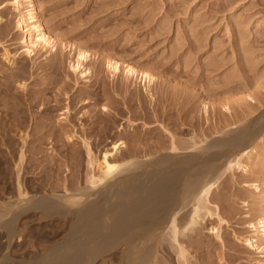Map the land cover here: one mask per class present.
Listing matches in <instances>:
<instances>
[{
	"label": "rangeland",
	"instance_id": "obj_1",
	"mask_svg": "<svg viewBox=\"0 0 264 264\" xmlns=\"http://www.w3.org/2000/svg\"><path fill=\"white\" fill-rule=\"evenodd\" d=\"M14 1L0 0V156L8 172V178L0 173L1 200L19 187L32 196L64 192L70 178L72 184L80 181L88 167L84 140L96 149L94 158L103 152L97 159L119 139L128 145L117 158L139 152L140 159H150L172 151L171 142L204 145L241 127L247 130L241 142L264 137V0H34L42 26L56 42L54 50L31 55L24 51L25 32L15 24L20 10ZM78 48L88 53L86 78L71 68ZM109 57L155 79L127 76L123 67L112 72ZM105 122L110 133L102 142L98 135ZM258 142L248 170L228 169L213 189L207 202L212 214L195 232L180 236L186 256H178V245L171 255L159 248V259L150 264H264V138ZM36 215L29 223L40 241L45 233L46 244L61 240L65 217L51 214L54 222L43 212ZM250 237L258 248L246 242ZM13 247L17 256L26 255V244Z\"/></svg>",
	"mask_w": 264,
	"mask_h": 264
},
{
	"label": "bare ground",
	"instance_id": "obj_2",
	"mask_svg": "<svg viewBox=\"0 0 264 264\" xmlns=\"http://www.w3.org/2000/svg\"><path fill=\"white\" fill-rule=\"evenodd\" d=\"M27 1L31 3L29 9H26V6L23 5L28 3ZM35 3L36 1L34 0L14 1L15 6L20 10V15L15 24L25 32L22 38L24 51L30 55L42 48L50 51L55 47L56 42L55 38L42 26L36 12ZM22 8L25 9L22 10ZM87 57L88 53L78 48L76 60L71 63V68L75 72L78 71L84 78L90 74V68L86 66L85 62ZM108 66L115 73L123 67V71L127 76L136 77L140 73L147 81L151 82L152 79H155L152 73L146 70L139 71L130 64H121L115 58H108ZM107 106L103 105L102 109L108 113L110 108ZM105 123L107 125L104 128L102 127V134L98 135L102 142L106 140L110 133V124L108 122ZM254 125L256 126L255 123ZM245 128H237L238 130H233V134L230 133L231 135H227V137H224L226 136L225 134L223 137L213 138L204 145H201V140L199 141L200 145L196 141H190L192 144H188L186 141L183 143L182 140H178L182 143L178 141L171 142L172 146L168 147L172 151L152 156L150 159H140L141 155L140 158L138 157L139 152L138 156L133 153L136 150L132 152L135 156L128 154L129 156H121L122 160L117 158V154L119 155L121 152V155L124 151L123 147H127L126 144L128 143L120 139L113 144L111 143L113 145L112 150L107 151V149L105 151L104 149L105 153L102 159H97L103 152L97 158H94L95 156L93 157V155L96 149L93 150L90 141L82 140L88 155V159L86 158V162L88 161L87 166L90 169L88 170L85 165L88 170V172H85L87 170L83 168L85 170L83 171L85 173L83 177L86 178L83 181L81 176L80 181L82 180L85 183L84 185L76 179H74L75 181L72 184L73 179L68 181L71 178L69 177L70 179H68L67 176H64L68 179V183H65V186L63 182H60L65 187V190L63 189L64 192L61 190H57L58 192L56 190L53 191L52 187L53 190L51 192L43 189L44 191L40 195L35 193L32 196H27L28 190L24 193L25 191L23 192L19 187L17 194L10 193L12 195L6 196L8 198L0 199V264H92L99 259L109 261L111 264H150L152 260L159 259V248L167 250L168 254L171 255L170 251L175 250L174 248L177 245L180 246V250H176L179 251L178 256L184 257L185 250L179 242L180 236L192 234L198 229L197 226H199L205 215L211 212L207 202L210 201L213 189L223 179L228 169L243 168L245 170L248 168L247 165L252 152L260 144L258 141L261 142L264 138L257 139V137H254L249 141L245 139V142H241L240 140H243L241 139L242 135H247ZM241 131L245 133L243 134ZM71 137L67 138L72 142L73 138L71 139ZM67 138L65 137L64 139ZM63 141L64 146H68L70 143ZM99 146H101L100 143ZM160 148L161 145L158 149ZM126 150L130 149L126 148ZM24 157L25 155L22 151L20 155L21 163ZM244 157L247 158L245 161ZM79 158L76 159L78 160ZM2 162L3 159L1 160L0 156V173L2 172V175L8 178L6 169L1 168ZM21 163L17 164L19 168L22 165ZM68 167L70 168V166ZM72 168L71 164V171ZM83 169L81 167V170ZM17 170L20 169L17 168ZM75 172L73 171L72 173L74 174ZM80 175L82 174L77 173V176L75 174L79 178ZM4 177L2 178L4 179ZM69 182L72 184H70L71 186ZM10 183H7L8 186L6 187L11 189ZM19 184L22 183L19 181ZM57 187L59 189V186L55 188ZM49 190L51 189L49 188ZM37 212H43L46 218L53 216L51 220L59 217L58 214H60V218L61 216L65 217V222L63 221L65 226L63 222L61 225L62 227L64 226V229L62 227H59V229L66 230V233L64 232V236L60 237L61 240L57 241L56 244L55 242H53L54 245H49L51 242L46 244L50 238L47 233H45L46 235H41L42 241H40L33 223H29L33 221L34 217L38 216L36 215ZM54 213L56 214L55 218L54 215H51ZM37 220H41L40 217L39 219L37 217ZM42 220L45 221V219ZM261 226V232L264 236V215ZM58 230L57 232H59ZM217 236H219L218 233ZM15 242L20 243L21 246L26 244V255L17 256L18 254H15L17 253L16 248L13 249ZM246 242L252 247L258 248L260 246L253 242L251 237L247 238ZM120 243V248L115 251L114 247L116 248ZM106 264L109 263L107 262Z\"/></svg>",
	"mask_w": 264,
	"mask_h": 264
}]
</instances>
